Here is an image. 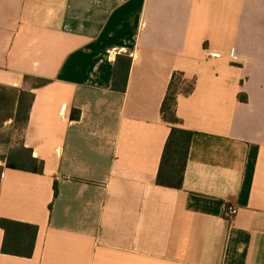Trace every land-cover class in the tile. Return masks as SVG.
<instances>
[{
    "label": "crops",
    "instance_id": "0c3cea01",
    "mask_svg": "<svg viewBox=\"0 0 264 264\" xmlns=\"http://www.w3.org/2000/svg\"><path fill=\"white\" fill-rule=\"evenodd\" d=\"M175 72L182 190L156 182ZM22 91L41 174L7 166ZM1 219L39 231L24 258L0 228V264H264V0H0Z\"/></svg>",
    "mask_w": 264,
    "mask_h": 264
},
{
    "label": "trees",
    "instance_id": "16d2710c",
    "mask_svg": "<svg viewBox=\"0 0 264 264\" xmlns=\"http://www.w3.org/2000/svg\"><path fill=\"white\" fill-rule=\"evenodd\" d=\"M132 59L128 55L119 56L114 71L113 88L125 92L128 84ZM41 80L38 87L48 84ZM195 89V82L189 81L181 72H175L170 82L167 94L161 106V117L169 124L171 132L162 155L160 169L157 175V185L182 190L187 169L189 152L194 133L182 126L177 115L179 96H189ZM34 94L22 91L16 120H15V148L11 151L7 166L11 169L23 170L37 174L43 173L44 163L32 156V151L25 148L24 133L27 129L30 111L34 101ZM241 101L247 100L240 96ZM72 118L77 120L80 113L74 111ZM0 228L4 231L2 253L11 256L31 258L39 228L36 225L21 223L9 219L0 220Z\"/></svg>",
    "mask_w": 264,
    "mask_h": 264
},
{
    "label": "built area",
    "instance_id": "2783aa9c",
    "mask_svg": "<svg viewBox=\"0 0 264 264\" xmlns=\"http://www.w3.org/2000/svg\"><path fill=\"white\" fill-rule=\"evenodd\" d=\"M213 55L214 54H212L211 56ZM224 214L227 219L233 220L238 214V208L232 203H227L225 206Z\"/></svg>",
    "mask_w": 264,
    "mask_h": 264
}]
</instances>
